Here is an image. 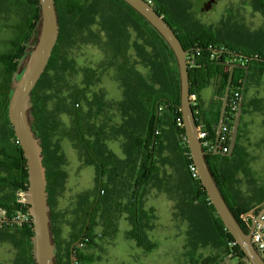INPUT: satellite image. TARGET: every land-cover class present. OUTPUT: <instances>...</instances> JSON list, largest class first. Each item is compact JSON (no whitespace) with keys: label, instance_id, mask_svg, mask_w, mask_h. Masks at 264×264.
<instances>
[{"label":"trees","instance_id":"16d2710c","mask_svg":"<svg viewBox=\"0 0 264 264\" xmlns=\"http://www.w3.org/2000/svg\"><path fill=\"white\" fill-rule=\"evenodd\" d=\"M54 2L59 21V37L48 66L31 93L29 111L33 128L43 149V166L46 168V191L48 192L49 207H52L55 194L64 182L65 174L58 170L63 158L59 154V145L56 144L51 154H48L50 134L57 129V125L54 115L48 113L46 109L43 82L49 71H54L56 75L59 73L57 53L61 42L67 39L74 40L77 36L84 35L87 27L96 22H99L102 28L101 33L103 32L105 35V46L107 45V50L113 57V63L119 64L118 71L123 80L124 99L120 103L122 124L118 128L117 134L125 139L123 152L127 155L124 161H120L105 144L106 131L98 127L96 122L95 126L90 125L89 121L84 123L78 107L82 102L91 104L87 93L92 79L87 81L84 87L74 88L69 95L72 109H65L63 112L73 118L76 133L71 138L81 145L85 164L96 168L97 194L91 202L87 197H81L76 221L73 225L72 239L65 244L62 253L56 242L52 208H50L51 233L56 246L55 264H71V255L73 264L91 262L92 258L84 253L83 248L95 247V239L98 237L114 235L117 229L111 218L122 210H126L128 213L131 224L127 238L147 252L156 247L145 233L150 215L144 210L142 199L146 188L160 172L159 158H162L163 165L166 163L167 159L161 156L164 151H172L180 160L179 184L188 195L185 204L189 217L195 220L202 217L211 225L215 239L218 241V248L222 253V256H209L200 261L190 259L189 263L220 264L225 258L232 256L231 260H234L236 264H248L239 247L237 245L230 246L234 242L232 236L226 231L216 215L198 178L193 179L191 176L189 166L193 165V162L189 155L179 111L178 68L167 44L140 15L121 0H54ZM26 4L31 10V17L25 19V27L14 39L9 41L10 50L0 55V191L5 192L6 198L4 202L0 201V209L5 212L7 220L17 211L28 214L27 206L17 203L20 193L25 192L28 187L25 159L7 116L11 93L10 83L23 67L29 51L34 45L31 39L39 27L40 7L38 1L25 0ZM257 6L264 10L262 4ZM156 12L161 16L164 15V12L157 10ZM178 21L179 23L174 25L167 23L176 34L183 49L188 52L187 61L193 62L192 65L187 64L190 95L198 96L199 91L209 85L211 81L216 82L215 96L220 113L229 68L217 63L227 62L237 65L234 70L231 91L236 83H240V86L243 87V95L250 72L255 70L258 76L264 74V51L261 49L255 52H244L240 49L241 46L232 45L230 42L232 39L222 38L220 33L214 31L210 26L199 24L189 26L190 24H183L182 20L178 19ZM129 28L136 32V39L132 42H130L132 33ZM97 36L101 39L100 35ZM140 40L143 43H139ZM131 47L136 52L135 64L144 66L147 69L146 75L137 71L134 68L136 66L134 63H130L126 51ZM238 54L247 58L240 59L236 56ZM228 111L229 106L226 109V112ZM102 113L103 111L100 109L94 111L91 115L92 120L96 121L102 116ZM195 118L196 124L199 126V116ZM86 127H88L87 133L89 137H93V141L85 138L86 131L84 129ZM205 130L207 131V141L213 145L216 129L213 126H208L205 127ZM241 134L240 127L237 142L242 136ZM237 142L230 158L214 156L210 152L206 160L227 205L244 232L248 233V215L255 217L264 208V202L250 209H242L228 199L227 190L235 191L236 172L241 167V161L238 160L240 149ZM104 177L108 178L107 182L102 181ZM110 184L114 186L119 184L120 187H123L120 190L123 200H125L124 203L116 202L110 196ZM113 189L112 194L120 191L116 187ZM98 216L103 220L104 231L103 234L96 235L95 228L99 224ZM4 223L11 225L17 230V234L23 237L22 244L28 248L30 253V264H34L31 254L33 232L30 220L23 224Z\"/></svg>","mask_w":264,"mask_h":264},{"label":"rangeland","instance_id":"374dc122","mask_svg":"<svg viewBox=\"0 0 264 264\" xmlns=\"http://www.w3.org/2000/svg\"><path fill=\"white\" fill-rule=\"evenodd\" d=\"M201 1L205 0H161V4L166 10L175 13L176 18L184 21L183 24L210 26L222 38L232 39V45L241 46L242 51H256L257 48L248 46L246 42L255 44L259 43L254 42L259 37L264 38V20L256 12L253 0H216L213 12L198 14L194 7L201 5ZM30 17L31 10L25 5V0H0V55L10 50L9 41L19 34L25 27V19ZM101 29L99 22H96L87 27L84 35H79L74 40L62 41L57 53L59 73L56 75L54 71H49L43 82L46 109L54 115L57 125V129L50 134L48 154H51L56 144L59 145V154L63 158L58 170L65 174L64 182L58 188L52 203L55 238L61 253L65 244L72 239L81 197H87L91 202L97 194L96 168L85 164L81 145L71 138L76 133L73 118L63 112L65 109H72L69 95L74 88H82L92 79L87 93L91 104L82 102L78 107L84 123L89 121L90 125L95 126L96 122L98 127L106 131L108 150L119 158L123 153L124 137L117 134L122 124L120 103L124 99L123 80L118 71L119 64L113 63V57L108 52L107 45L105 46V35L101 33ZM129 31L132 33V42L136 39V32L132 28ZM37 34L38 31L33 34V44ZM139 43L143 42L140 40ZM126 52L130 63L135 64L137 57L133 47ZM134 68L143 75L147 73V69L141 64ZM251 72L243 93L246 95L245 103H248L252 111L246 117L242 130L240 150L243 153L242 161L246 164L238 168L235 183L245 207L251 206L253 200L259 198L254 196L260 195L259 187H264V74L258 76L257 71ZM99 109L103 111L102 116L96 121L92 120V113ZM88 127L84 129L85 138L93 141V137H89L87 133ZM161 156L167 159L166 163L163 165L162 158H159L160 172L147 187L143 200L146 203L143 208L150 215L145 233L156 247L147 252L127 238L131 224L128 213L122 210L111 218L117 229L114 235L98 237L95 239V247L83 248L84 253L92 258L87 264H190V259L200 261L209 256H222L211 225L202 217L196 220L189 217L185 204L188 195L179 184L178 156L172 151H164ZM102 181L107 182L108 178L104 177ZM117 185H109L110 196L116 202L124 203L120 190L123 187ZM113 187L120 191L112 194ZM244 187L247 189L243 190ZM97 221L99 224L95 228V234H103V220L98 216ZM6 232L10 235L1 233L0 243L5 240L14 243L17 260L24 257V252L26 258L30 256L28 248L22 244L23 237L13 229ZM6 246L7 244L0 248V257ZM19 262L17 261L21 264ZM225 264L236 262L229 259Z\"/></svg>","mask_w":264,"mask_h":264},{"label":"water","instance_id":"95a60500","mask_svg":"<svg viewBox=\"0 0 264 264\" xmlns=\"http://www.w3.org/2000/svg\"><path fill=\"white\" fill-rule=\"evenodd\" d=\"M37 1L40 7L38 34L23 67L17 77L13 78L10 83L11 93L7 106V116L26 164L28 187L24 192V199L33 232L31 237L32 258L34 264H55L56 246L51 233L50 207L48 205V192L46 191V168L43 166V149L41 147V141L33 128V121L29 115V111L31 108V93L48 66L52 52L58 41L60 28L54 0ZM121 1L140 15L160 35L171 50L179 75V111L181 114V122L189 155L196 169L198 180L216 215L226 231L232 236L247 263L264 264L263 258L251 243L253 232L264 235L261 231L262 226H264V221L261 219L264 214V208L254 218H247L249 231L248 233L244 232L213 178L206 160L209 153L203 149L198 138L196 118L189 101L190 85L188 65L186 63L188 52L183 49L176 34L163 16L159 15L147 1ZM214 4H201L195 8L198 12H201L207 7L212 9ZM236 56L240 59L247 58L241 54ZM217 64L227 66L229 68V74L221 100L219 120L212 125L216 129V137L215 150L211 154L230 158L234 151L240 128L242 99L231 127L229 151L227 154H222L217 148L218 133L228 106L234 70L237 65L227 62H219ZM231 258L232 256L225 258L220 264H225ZM70 260L71 264H73L72 255Z\"/></svg>","mask_w":264,"mask_h":264},{"label":"built area","instance_id":"2783aa9c","mask_svg":"<svg viewBox=\"0 0 264 264\" xmlns=\"http://www.w3.org/2000/svg\"><path fill=\"white\" fill-rule=\"evenodd\" d=\"M186 63L187 64L189 63L190 65L193 64L192 61H187V57H186ZM242 89L243 87L240 86V83H236V85L233 87L232 91L230 92V97L228 101L229 111L224 114L223 119H222V125L218 133L217 148H218V151L221 152L222 154H227L229 151L231 124L233 123L235 113L242 99ZM189 101L194 111L195 117L199 116L198 96L196 94H191L189 96ZM197 131H198V138L201 142L203 149L207 153L213 152L215 150V143L211 145L207 141V131L205 130L204 127H202V125H200V123H199V126H197ZM189 170L191 172V176L193 179L198 178L194 165H190ZM17 203L26 205L25 199H24V192L20 193L17 199ZM261 219L264 221V214L262 215ZM29 220H30L29 214H24L19 211L15 212L10 217V219L7 220L5 218V212L0 209V223H4V222L11 223L12 222V223L23 224V223H27ZM261 231L264 233V226H262ZM251 243L256 249V251L263 258L264 257V235H260V234H257L256 232H253L251 236ZM234 245H236L235 242H232L230 244L231 247H233Z\"/></svg>","mask_w":264,"mask_h":264},{"label":"crops","instance_id":"0c3cea01","mask_svg":"<svg viewBox=\"0 0 264 264\" xmlns=\"http://www.w3.org/2000/svg\"><path fill=\"white\" fill-rule=\"evenodd\" d=\"M251 74H252V72H251ZM215 84H216V82L211 81L209 85H207L206 87L201 89L199 91V93H198L199 114H200L199 115V123L204 128L208 127V126H212L213 124H215L218 121L219 109H218L217 98L215 96V91H216ZM245 96L242 95V102L244 103L245 107L247 109H249L248 103H245V101H247ZM242 138L243 137L241 136L240 139L237 142V145H238L239 149H241ZM106 142L107 141H105V144H106ZM124 143H125V139H124V141H122V146H123ZM242 155H243L242 150H240V157H239L238 160L241 161V164H246V163H244V161H242V159H243ZM117 158L120 159V161H124L127 158V155L123 152L122 155H121V158H119V157H117ZM138 166H139V163L137 164V168H138ZM126 172H127V170L124 173L126 174ZM0 176H1V172H0ZM244 183L247 184L246 181ZM237 188L238 187L235 186L234 190L236 192L231 190V189H228L227 193H228V199L230 200V202H235L240 208H242V209H250V208H252L254 206H257L259 203H263L264 202V196H263L264 187H262V189L260 187L258 188V190H260V195H256L255 194L254 197L258 196L259 198H255V200H253L251 206H248V207H245L243 202L241 201L239 193H237ZM246 189L247 188H245V187L243 188V190H246ZM239 190H241V189L239 188ZM262 191H263V193H262ZM1 200H2V202H4L6 200V198H5V192H1L0 191V201ZM142 200H144V197H143ZM143 204H146V203H144V201H143ZM248 218H251V215L250 216L248 215ZM9 229H13L17 233V230L15 228L11 227V225H8V224H5V223L2 224V225L0 224V234L1 233L2 234H7L6 231L9 230ZM7 235H10V234H7ZM11 243L12 242H10L8 240H5L4 242H2V244L0 243V248L2 247V245L4 246V245L7 244L5 249L2 250L1 257H0V258H2V256H5L6 258L5 259H3V258L0 259V264H4V261L6 262L5 264H16L17 261H20L21 264H30V256L28 255V257L26 258L25 257V252H24V257H22L20 260L19 259L17 260L15 244L14 243L11 244Z\"/></svg>","mask_w":264,"mask_h":264},{"label":"flooded vegetation","instance_id":"af4514ba","mask_svg":"<svg viewBox=\"0 0 264 264\" xmlns=\"http://www.w3.org/2000/svg\"><path fill=\"white\" fill-rule=\"evenodd\" d=\"M155 10H157V11H161V12H164V18H165V20H167V22H169V23H171L172 25H174V24H177V23H179V21H178V19L177 18H175V16L174 15H176L175 13H172V12H170V11H168V10H166L165 8H164V5H162L161 4V0H146ZM253 4H254V6L256 7V12H259L261 15H262V17H263V20H264V10H261V9H259L258 8V4H262L263 5V9H264V0H253ZM215 3V4H214ZM200 4H202V5H209V4H214V7L212 8V9H209L208 7L207 8H205L204 10H202L201 12H198L197 10H196V8L194 7V10H195V12L196 13H198V14H208V13H211V12H213L214 11V8H215V5H216V0H205V1H201L200 2ZM165 9V10H164ZM174 16V17H173ZM240 18V16L239 17H236L235 19L237 20V19H239ZM236 20H235V24H236ZM258 35H260V36H262L261 34H259V33H257ZM264 35V34H263ZM263 37H259V39L256 41H254V42H259V43H248V42H246V44H248V46H253L254 48H257L256 50H261V49H264V38L262 39ZM253 42V41H252ZM250 44V45H249ZM264 51V50H263ZM252 114V111H251V109H247L246 107H245V105H244V103L242 102V115H241V122H240V127H241V130H243L244 129V125L246 124V122H245V119H246V117L248 116V115H251ZM242 135V134H241ZM243 136V135H242ZM242 165V164H241ZM50 208H52L51 206H50Z\"/></svg>","mask_w":264,"mask_h":264}]
</instances>
